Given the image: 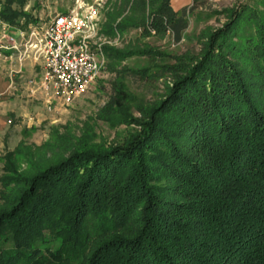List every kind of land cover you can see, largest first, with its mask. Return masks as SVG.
Masks as SVG:
<instances>
[{"label": "trees", "instance_id": "trees-1", "mask_svg": "<svg viewBox=\"0 0 264 264\" xmlns=\"http://www.w3.org/2000/svg\"><path fill=\"white\" fill-rule=\"evenodd\" d=\"M28 2L0 0V21L35 24ZM108 4L109 37L184 38L190 7ZM223 11L198 53L102 47L111 61L160 60L133 74L172 78L139 116L122 84L96 114L139 130L107 144L88 122L51 126L0 156V264H264V0Z\"/></svg>", "mask_w": 264, "mask_h": 264}, {"label": "rangeland", "instance_id": "rangeland-1", "mask_svg": "<svg viewBox=\"0 0 264 264\" xmlns=\"http://www.w3.org/2000/svg\"><path fill=\"white\" fill-rule=\"evenodd\" d=\"M95 0H29L24 10L31 12L34 22L39 23L48 21L54 14L66 12L73 5H90ZM99 1V20L98 35L91 43L92 47L99 45H110L117 48L123 47H151L154 50L167 52L168 54H182L185 52L198 53L202 47L203 38L201 32L205 28H220L226 20L225 8L237 7L243 3H253V0H195L189 9L188 27L185 31L184 38L176 41L170 32H166L164 36H158L151 30L150 34L144 35L141 28L130 29L123 35L109 37L102 33L101 25L104 22V14L108 9V0ZM192 6V9H191ZM216 12L210 18L208 14ZM0 43H3L0 40ZM168 61L173 59L168 58ZM160 62L157 59L152 63L148 57L144 55H133L122 61H111L105 57V65L100 71L96 79L90 84L86 92L73 101L70 105L65 106V110L61 114V119L51 126H61L67 124L79 132L80 126H84V122L94 126L97 133V140L107 144H116L120 142L128 133L139 130L135 124H121L111 127L106 122L96 118V114L105 104V102L115 94L114 85L122 84L125 92L130 97L131 110L135 116H139L135 107L142 102H153L159 98L165 91V85L171 84L172 78L166 75L162 78L148 80L139 74L131 73L133 70H139L148 67L150 72L155 70L156 64ZM117 83V84H116ZM49 111V110H48ZM52 111V110H50ZM51 126L43 128V131H36L26 142L29 144H40L48 139ZM2 153L1 155H3ZM24 168L23 166L20 168ZM2 173V160L0 159V175ZM160 184L166 183V179L161 178Z\"/></svg>", "mask_w": 264, "mask_h": 264}, {"label": "built area", "instance_id": "built-area-1", "mask_svg": "<svg viewBox=\"0 0 264 264\" xmlns=\"http://www.w3.org/2000/svg\"><path fill=\"white\" fill-rule=\"evenodd\" d=\"M99 4L95 0L56 13L48 21L31 25L26 35L21 34V41L7 33V25L0 21V40H6L0 48H22L42 61L41 76L32 83L45 93L49 111L55 100L68 106L79 98L105 65L101 47L91 46L98 35Z\"/></svg>", "mask_w": 264, "mask_h": 264}, {"label": "crops", "instance_id": "crops-1", "mask_svg": "<svg viewBox=\"0 0 264 264\" xmlns=\"http://www.w3.org/2000/svg\"><path fill=\"white\" fill-rule=\"evenodd\" d=\"M194 1L171 0V6L180 10ZM33 24H25L23 20L16 25L6 24V32L21 41V34L26 35ZM1 41L6 43L4 39ZM41 73L42 61L23 53L22 48H0V156L20 141L29 140L36 131H43L61 119L65 106L55 100L54 109L48 111L45 93L32 83L40 78Z\"/></svg>", "mask_w": 264, "mask_h": 264}]
</instances>
